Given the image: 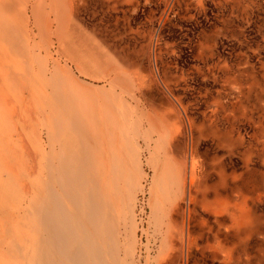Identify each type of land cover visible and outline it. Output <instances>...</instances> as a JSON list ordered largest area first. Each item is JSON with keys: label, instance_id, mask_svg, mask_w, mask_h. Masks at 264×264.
<instances>
[{"label": "bare ground", "instance_id": "1", "mask_svg": "<svg viewBox=\"0 0 264 264\" xmlns=\"http://www.w3.org/2000/svg\"><path fill=\"white\" fill-rule=\"evenodd\" d=\"M75 1L0 0L17 74L0 88V264H251L258 180L230 186L174 96V114L148 108L142 82L77 34Z\"/></svg>", "mask_w": 264, "mask_h": 264}, {"label": "rangeland", "instance_id": "2", "mask_svg": "<svg viewBox=\"0 0 264 264\" xmlns=\"http://www.w3.org/2000/svg\"><path fill=\"white\" fill-rule=\"evenodd\" d=\"M74 3L77 34L142 82L139 95L148 108L174 114V96L193 121L200 153L222 165L230 186L231 176L243 172L258 180L255 208L264 223V0H179L168 10L166 0ZM218 179L214 173L213 184ZM247 254L258 264L261 236ZM212 259L194 264H219Z\"/></svg>", "mask_w": 264, "mask_h": 264}, {"label": "crops", "instance_id": "3", "mask_svg": "<svg viewBox=\"0 0 264 264\" xmlns=\"http://www.w3.org/2000/svg\"><path fill=\"white\" fill-rule=\"evenodd\" d=\"M12 11H11V16H13ZM9 13H8V15H9ZM1 27L2 26L0 24V28ZM16 31H20V30L17 29ZM9 50L11 51V49L9 47H8V49L6 48V41L5 40L3 42L0 41V51H2L0 53V88L2 90H4L6 93L15 89L14 84L17 82L16 81L17 74L13 70L14 69L13 63H16V62H14L15 60L12 61L9 53L7 52ZM4 82H6V83H4ZM10 102H11V104H15L14 100H11Z\"/></svg>", "mask_w": 264, "mask_h": 264}]
</instances>
